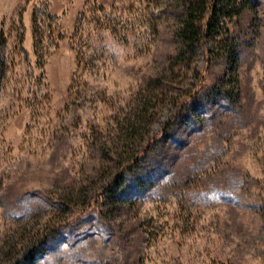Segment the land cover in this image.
<instances>
[{
	"label": "rangeland",
	"instance_id": "obj_1",
	"mask_svg": "<svg viewBox=\"0 0 264 264\" xmlns=\"http://www.w3.org/2000/svg\"><path fill=\"white\" fill-rule=\"evenodd\" d=\"M187 1L0 0V264H264V0Z\"/></svg>",
	"mask_w": 264,
	"mask_h": 264
},
{
	"label": "trees",
	"instance_id": "obj_2",
	"mask_svg": "<svg viewBox=\"0 0 264 264\" xmlns=\"http://www.w3.org/2000/svg\"><path fill=\"white\" fill-rule=\"evenodd\" d=\"M217 3V1H213L211 6L213 7L211 19L216 15L215 10ZM209 5H211V0H188L186 2L185 17L182 20V26L179 30L180 36L184 38L185 41L192 43L199 40L200 28L198 25L203 21ZM21 263H24V261Z\"/></svg>",
	"mask_w": 264,
	"mask_h": 264
}]
</instances>
